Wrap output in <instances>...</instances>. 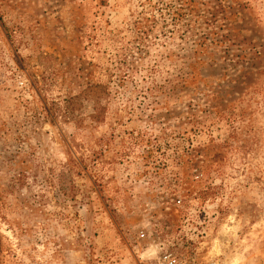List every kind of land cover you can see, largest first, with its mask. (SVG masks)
<instances>
[{
    "label": "rangeland",
    "instance_id": "obj_1",
    "mask_svg": "<svg viewBox=\"0 0 264 264\" xmlns=\"http://www.w3.org/2000/svg\"><path fill=\"white\" fill-rule=\"evenodd\" d=\"M264 264V0H0V264Z\"/></svg>",
    "mask_w": 264,
    "mask_h": 264
},
{
    "label": "built area",
    "instance_id": "obj_2",
    "mask_svg": "<svg viewBox=\"0 0 264 264\" xmlns=\"http://www.w3.org/2000/svg\"><path fill=\"white\" fill-rule=\"evenodd\" d=\"M160 264H181V262L172 253L163 252L160 256Z\"/></svg>",
    "mask_w": 264,
    "mask_h": 264
}]
</instances>
